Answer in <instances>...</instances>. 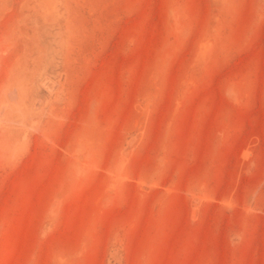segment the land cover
I'll use <instances>...</instances> for the list:
<instances>
[{
  "label": "rangeland",
  "instance_id": "374dc122",
  "mask_svg": "<svg viewBox=\"0 0 264 264\" xmlns=\"http://www.w3.org/2000/svg\"><path fill=\"white\" fill-rule=\"evenodd\" d=\"M0 264H264V0H0Z\"/></svg>",
  "mask_w": 264,
  "mask_h": 264
}]
</instances>
